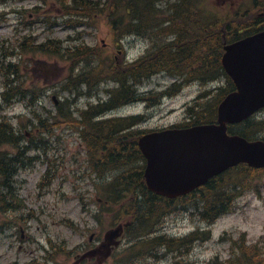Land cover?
I'll return each mask as SVG.
<instances>
[{
  "label": "rangeland",
  "instance_id": "rangeland-1",
  "mask_svg": "<svg viewBox=\"0 0 264 264\" xmlns=\"http://www.w3.org/2000/svg\"><path fill=\"white\" fill-rule=\"evenodd\" d=\"M60 2L61 0H48V3H44L43 0H27L0 4V11L11 12L15 8L28 11L10 13L6 16V22L3 20L0 22V92L12 86L16 87L15 85L18 84L11 81L15 77L10 71H6L9 63H15L21 70L27 71L24 73L28 79L25 88L31 89L32 92H28L26 98L17 94L11 104H6L10 102H4L0 98V117L5 115L14 128L23 134L20 142L23 153L18 162L16 185L21 197L28 201L29 213L38 216L28 221L31 227L28 232L31 238L29 239L28 236V241L23 242L18 236H10L9 230L0 233V264H14V260L25 262L33 257H39L43 263L44 248L42 247L48 246L49 241L61 244L59 246L66 245L69 251L88 236L85 233L87 225L96 226L91 215V209L96 208V203L91 202L95 196L92 185L93 176L88 173L90 170L87 168L83 143L72 125L57 123L58 118L61 117L57 106L62 105L60 101L65 100L69 95L61 92L59 85V80L67 74V71L58 57L34 51L30 45L48 38H58L64 40L63 47L70 43L75 45V43L84 42L89 47L96 45L95 48L102 51L106 46H112V39L103 18L98 27L80 25L70 28L66 26L65 18H63L65 14L59 16L63 20L57 16L54 17L56 13L53 11L56 9L61 15L62 9L58 5ZM219 3L220 1L216 0L214 4ZM38 5L40 11H51L47 14V16H52L50 20H43L46 17L44 12H40L41 17L38 18L37 10L29 11ZM56 18L60 21L51 26ZM32 19L37 22L30 25ZM23 39H26L24 43L29 45V50H26L27 46L21 44ZM144 40L143 36H130L129 40H124L126 55L135 57L142 55L149 43ZM104 58L100 57V60ZM45 60H52L53 63L49 64ZM170 81L171 77L166 74L156 75L141 83L139 90L151 92L165 88ZM200 90L201 87L198 85L188 87L175 99L173 98L174 100H167L162 109L157 107L147 112L143 104H132L119 111V114L144 111L149 116L152 115V119H149L143 127L151 129L171 123L182 124L186 116V101L197 95ZM98 93L100 96H105L101 90ZM31 97L37 98V102L32 103ZM87 102L88 98L83 97L78 106L85 108ZM1 106L4 107L1 109ZM62 108L70 109V104ZM2 149L13 153L19 150L9 144L2 145ZM135 164L136 162H133L130 166L120 170L122 172L132 171ZM111 176L112 174H108V177ZM224 188L222 190H226ZM6 192L5 188L0 187V195ZM253 193L252 191L244 192L236 200L235 210L213 223L203 221L199 214L192 210L181 211L167 216L159 225L157 233L183 236L197 229L210 230L211 239L194 243L188 253L180 256L195 264H209V261L217 255L227 258L232 248L231 241L227 238H237L243 232H246L248 236V243L260 242L264 245V199H255L251 195ZM79 196H83L86 201L89 200L90 210L88 207H83ZM2 215L4 212L0 207V223H4ZM68 222H72L75 226ZM75 228L83 232H78ZM140 236L144 238L147 232ZM222 236L225 237L223 240ZM11 241H14V244H11ZM65 259L66 257L62 256L56 262L49 264H64ZM174 259L178 260L174 255L167 254L157 259L158 261L142 257L129 264H170Z\"/></svg>",
  "mask_w": 264,
  "mask_h": 264
},
{
  "label": "trees",
  "instance_id": "trees-1",
  "mask_svg": "<svg viewBox=\"0 0 264 264\" xmlns=\"http://www.w3.org/2000/svg\"><path fill=\"white\" fill-rule=\"evenodd\" d=\"M157 1V0H156ZM256 6L263 7L264 8V0H253ZM62 4V11H64V14L68 15L69 19L67 22H69L72 26H77L78 23H87V24H97L96 20L100 21V17L105 20V25L111 28L113 37L119 38L122 37V34H117L116 30L119 29V27H124L123 31H135L137 30V26L139 24L138 20L142 19V16H136L132 13L133 5L129 2L120 3L119 0H105V1H95V0H61ZM192 4V3H191ZM137 7V6H136ZM135 7V8H136ZM137 12L140 10L139 7H137ZM178 13H173L174 15H170L171 11L167 13V16L162 18L161 17V10L157 8L156 5L152 8V17L157 14L158 21H162L164 23H171L174 22L172 20H176L173 24L174 29H182L184 31V37L186 39L194 40L192 43H188L187 45H196L197 48L194 52L195 59L192 62H188L187 68L193 69L196 67V69H200L201 67H216L218 66L219 62L218 60L213 59V61L210 63L207 60L208 54L205 53L204 47H208V43H204L202 39L204 37L211 36L215 37L217 39H221L223 37V28L226 29L227 33L231 31L232 25L230 22L240 23L239 26H243L242 29H247L248 26H251L249 31H255L257 29L256 24L263 23L264 24V16L257 17L254 15L248 16V22L254 21L253 24L248 25L246 23L247 16L245 14H235V13H217V12H207L204 9H201L197 7L195 2L190 6V3L188 0H180L178 4ZM255 9V7H254ZM201 18L203 21H201ZM247 31V30H246ZM137 33H141L137 30ZM146 33L142 32L141 34ZM174 37L178 38V33L173 35ZM183 60V58H182ZM158 59L152 60L149 58L148 60H145L142 64V66L139 68L137 64H131V65H125L122 68H115V66L109 67L108 73L109 76H116L115 78L120 82V92L116 93L114 98L118 99L120 96L123 98L124 96H129V88L125 84V78H128L129 75L135 74V73H141L145 75H151L156 69L158 65ZM171 62H175L176 67H180L179 61L176 59H171ZM185 61H182L181 63H187ZM205 62V63H204ZM194 63V64H193ZM204 63V64H203ZM111 65V62L109 63ZM211 65V66H210ZM217 68V67H216ZM218 69V68H217ZM92 70L90 73L93 74L99 70V67L91 68ZM87 71L81 70L80 76L86 75ZM219 74V71L218 73ZM215 74L214 76H216ZM212 76V77H214ZM200 77H206L205 74H201ZM124 78V79H123ZM211 78V77H209ZM216 110V105L213 107L210 106L208 109L203 112V114H209L212 111ZM85 116L82 119V121L78 120V123H81L78 125V128H82V126H87L88 129L83 130L80 129L81 136L83 137L84 142L87 144L90 154L93 156V162L95 166V170H97L99 173L104 174L108 171H117L123 168H126L130 166L131 163L135 162L136 159H138V155H136L135 151H137L136 147V141L135 136L138 134L136 132L132 131H125L129 125H131L133 122L132 120H129L128 118H124L121 120L120 123L116 121V124L109 123L103 121L100 126L94 127L91 113H93V110H87L84 111ZM200 113V112H199ZM198 113V115H199ZM87 115V117H86ZM200 116V115H199ZM214 116H210V118H213ZM79 118V117H78ZM85 118H88L91 121V125H89L85 120ZM200 119V118H198ZM4 125V124H1ZM5 128L4 132L7 133L6 137L0 138V146L3 143H14L16 140L12 139L15 137L14 133L12 132V128L10 125L5 124L3 126ZM86 132L90 133V137H88V134L86 135ZM245 133L248 135V130L245 131ZM128 136V137H126ZM11 140H10V139ZM4 157H6L5 151L0 150V182L1 183H9L10 180H7L6 172L8 171V174L11 175L12 172V163H6L4 162ZM138 162H136L135 166L133 167L132 171H124L123 173H120L116 176V178L113 180L112 184L114 183L115 186L110 185L112 187L110 190H113V194H118L121 192L122 188H126L132 194L136 193L141 190L140 187H136V184H140L143 180V165H138ZM239 168L242 170L243 173L247 171V167L245 165H241ZM3 174V176L1 175ZM10 177V176H7ZM139 180V181H137ZM119 184L120 186H116V184ZM215 183L213 180L210 181L208 184H206L200 191L202 193V197H205V207L207 208H215L216 207V197L214 194L218 191H222V189H216L214 188ZM198 191V192H199ZM118 199V198H117ZM116 199V200H117ZM230 198L228 199V201ZM119 203H123V206L126 210H124V214L133 218V221L137 224H139L142 228L143 225H147V229L144 232H147L152 224L157 222L161 217L162 213L169 210L173 207L170 202L165 203L162 201H147L146 203H143L142 205L138 204H132L127 205L124 203V201L119 200ZM110 204L113 205V202ZM224 208H226L225 205L222 207H218L216 209V213H210V211L206 210L203 211V215L209 216V218H215L218 214H220ZM141 210V212H139ZM131 214V215H130ZM149 218L150 222H147L145 219ZM133 222V223H134ZM138 227V228H139ZM133 230L136 229L132 228ZM141 230V229H140ZM135 231V230H134ZM141 233V234H142ZM196 238L194 234L188 236L185 239V242H188V244H191V242ZM151 241L156 242H165V239H150ZM167 244H171L173 242H170L168 240L166 242ZM253 251L258 255L259 258L264 259L260 256V253L257 250H247L245 248L242 249V253L235 257L234 259H231V261L222 263V264H264V262H255L253 257L249 255V252ZM261 260V259H260Z\"/></svg>",
  "mask_w": 264,
  "mask_h": 264
},
{
  "label": "water",
  "instance_id": "water-1",
  "mask_svg": "<svg viewBox=\"0 0 264 264\" xmlns=\"http://www.w3.org/2000/svg\"><path fill=\"white\" fill-rule=\"evenodd\" d=\"M224 63L239 91L219 107V124L153 132L140 139L148 164V186L175 196L204 183L210 176L237 164L264 165V146L248 145L239 136H229L227 121H238L264 102V31L229 47Z\"/></svg>",
  "mask_w": 264,
  "mask_h": 264
},
{
  "label": "bare ground",
  "instance_id": "bare-ground-1",
  "mask_svg": "<svg viewBox=\"0 0 264 264\" xmlns=\"http://www.w3.org/2000/svg\"><path fill=\"white\" fill-rule=\"evenodd\" d=\"M161 1L170 2L171 0H161ZM119 2L120 3L129 2L133 5L134 9L132 10V13L135 15L134 19H136V16H142L141 20L136 19L139 22V24L137 26V30L141 33L146 32L143 34H141V33H138V34L145 37L144 41H146V42L149 41V43H148L149 47L152 48L153 50H155V52L151 55L152 59L160 60V61H158L159 64L162 62H164L165 64H169L170 59H172L173 57H175V59L177 61H179V63H181L182 61H185V62L188 61L190 63L195 59L194 52H195L197 46L196 45H190V46L184 45V41H186L185 40L186 37H184V31H182V29H180V31H178V29H174L173 24L176 21L175 19L172 20L174 22L164 23L162 21H158L157 16H156L157 14H155V16L152 17L151 11H152V8L154 7V5H156V0H119ZM178 4L179 3H176L175 5H173L170 8L172 10L170 15H174L173 13H178V11H179ZM191 5L192 4L190 3V6ZM136 6L140 8V10L138 12H137L138 8ZM165 15H167V14H165L163 12L161 16H165ZM201 21H203L202 18H201ZM123 28L124 27H119V29L116 30L117 34H119V33L122 34L123 39L121 41L129 40L131 33H134V34L137 33V30H135V31H131V30L130 31H123ZM177 33H178L177 41L172 40L173 35H175ZM202 41L204 43L209 44V46L211 48V50H209V51L212 54H215V51H218L217 49L220 47V45L222 43L221 39H217L215 37L211 38V36L204 37V39H202ZM96 55H98V53L96 51H93L92 54H85V55L81 56V58H80V60L82 61L81 69L84 71H87V73H85L86 75L71 81V86L74 89L80 90L83 83H85L90 88V94L91 95H95V92H93L92 90H94V91L100 90L102 84L93 76V74L90 73L92 71L90 69L92 68V66L96 60ZM182 58H183V60H182ZM188 62L186 64H181L180 68H184L187 64H189ZM147 76L148 75H145L144 73L141 74L139 72V73L129 75L128 78H125V79L123 78L125 80V84L129 88L130 93H129L128 97L130 99H133L136 95L132 86L134 84H136L137 82H139L140 80L147 78ZM15 86L16 87H14V89L11 91V94L9 91L7 92V94H6L7 95L6 101L7 102L12 103L14 100V97L17 94L25 92L23 85L17 84ZM103 91H105V90H103ZM12 92H15V94H12ZM21 96H23V98L27 97V95H21ZM21 99H22V97H21ZM30 101L32 103H35V102H37V98L31 97ZM91 103H92V100L91 99L88 100V102L86 104L88 109L91 108ZM209 104L210 103H205V101H202V104L200 107L201 110L199 113L200 116L203 114V112H205L208 109ZM85 113L86 112H84V111H79V114H78L79 115V121H82V119L85 116ZM199 115H198V117H199ZM91 116H92V119L94 120L93 122H95L93 124L94 127L100 126L101 123L104 121V117L101 119H99V118L97 119V116L94 113H91ZM86 117H87V115H86ZM65 118H66L67 124L72 125V127L77 126L78 119L76 117H73L71 115H66ZM86 119H88V118H85V120ZM86 122L89 125H91V121L89 119ZM80 124L81 123H79V125ZM3 126L4 125L0 124V138L1 139L6 137V135H7V133L4 132L5 128H3ZM81 129L86 130V129H88V127L83 125ZM87 133H89V132H86V135H87ZM88 137H90V133L88 134ZM12 139L16 140V137H13ZM4 162L9 163L11 161L8 157H4ZM119 172H120V170L116 171V173H119ZM107 173L112 174L111 177L114 176V172L112 170L108 171ZM1 175L3 176L2 173H1ZM4 176H6L7 180H10V177H7V176H10L8 174V171L6 172V175H4ZM105 181L106 180L102 177L101 173L95 175V184L102 183ZM235 194H236V191L233 190V188L230 190H222V191L220 190L214 194V196L216 197V202H217L215 208L211 209V208H207L205 206L195 205L194 211L201 210L203 212V211L208 210V211H210V213H216V209L218 207L219 208L222 207L228 201V199L231 197H234ZM202 199L204 200L205 197H203ZM0 202L4 206H11L10 200L8 198H6V196H3V198L0 199ZM143 203H146L145 199L142 197H139L137 199V204L142 205ZM193 203L197 204V202H194V201H193ZM139 212H141V210ZM145 220L147 222H150L149 218H147ZM133 226L136 229H134L135 231L132 234V240L141 243L140 248L136 252L137 255L135 256V259H139V258L144 257L145 259L150 258L153 261H158L162 255H165L164 253H166V254L169 253V254L174 255L176 253V251L183 252L184 250L189 249L191 247V246H189L187 248L184 247V248H180V249L176 250L177 245L173 244V243H171L169 245V244L163 243V242H156L155 240L151 241L148 237H145L144 239H142L140 234L143 231H145L148 226L143 225L141 228V227H139V224H137L135 222L133 223ZM154 239L161 240L158 237H154ZM194 241H195V239H194ZM163 248H166V249H163ZM249 255L251 257H253V259L256 263L257 262H262V263L264 262V259L259 258L258 255L256 253H254L253 251H250ZM170 264H181V263L174 259V260H172V262Z\"/></svg>",
  "mask_w": 264,
  "mask_h": 264
},
{
  "label": "flooded vegetation",
  "instance_id": "flooded-vegetation-1",
  "mask_svg": "<svg viewBox=\"0 0 264 264\" xmlns=\"http://www.w3.org/2000/svg\"><path fill=\"white\" fill-rule=\"evenodd\" d=\"M248 139L264 140V108L260 109L253 116L248 118ZM248 171L255 174L261 173L264 175V168H254L248 166ZM10 212L12 216H17V213L11 208ZM23 228L24 226L21 225L22 233L20 238L22 240L25 239L26 236ZM121 242V238H108L104 237V235L102 237L96 233H93L88 237L86 243L80 247L84 253L78 257L75 255V258L77 257V259L75 260L74 264H103L115 248L122 246ZM104 264H106V262Z\"/></svg>",
  "mask_w": 264,
  "mask_h": 264
}]
</instances>
